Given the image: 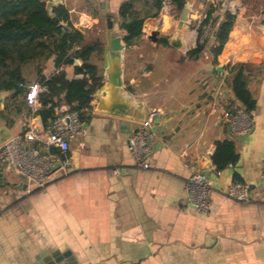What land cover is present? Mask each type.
Instances as JSON below:
<instances>
[{
  "label": "crops",
  "instance_id": "0c3cea01",
  "mask_svg": "<svg viewBox=\"0 0 264 264\" xmlns=\"http://www.w3.org/2000/svg\"><path fill=\"white\" fill-rule=\"evenodd\" d=\"M126 1L133 3L144 24L142 35L122 51L124 88L148 111H163L154 123L150 167L138 168L130 151L134 124L97 111L94 93L91 109L83 110L86 130L71 144L67 171L40 186L0 163V264H39L44 263L42 254L68 251L72 264H264V16H246L247 8H262L261 3L216 0L223 7L217 22L226 10L236 19L214 62L210 49L219 22L212 36H205L203 52L187 55L197 45L210 0H186L189 15L182 30L175 18L180 12L171 0H160V8L158 0H52V6L68 8L86 44H104L103 74L109 20L122 36L118 13ZM172 38L181 46H172ZM93 55L95 60L97 53ZM239 62L247 64L248 87L257 108L251 134L232 138L223 113L235 101L228 67ZM82 63L75 59L65 66L67 78L82 77L75 74V66ZM42 70L46 76L58 71L53 59ZM23 72L28 90L38 82L29 78L33 72L36 76L35 65L23 66ZM126 72H143L142 82L132 75L127 83ZM2 93L0 146L22 135L30 124L48 129L60 107L67 105L60 101L54 117L44 122L39 111L31 115L26 93L22 110L12 106L4 111L10 92ZM224 139L235 142L240 158L217 170L212 155L216 142ZM194 169L206 172L212 183L207 213L188 203L185 182ZM235 175L249 187L248 202L226 194Z\"/></svg>",
  "mask_w": 264,
  "mask_h": 264
},
{
  "label": "trees",
  "instance_id": "16d2710c",
  "mask_svg": "<svg viewBox=\"0 0 264 264\" xmlns=\"http://www.w3.org/2000/svg\"><path fill=\"white\" fill-rule=\"evenodd\" d=\"M158 1L160 8L161 1ZM171 3L181 12L186 0H171ZM213 10L212 6L207 10V17L198 28L197 45L188 52L189 57H196L205 49V40L201 41V38L204 36V25L210 22ZM118 14L124 43L131 46L142 35L144 19L135 12L131 1L123 2ZM235 19L236 14L226 10L214 32L215 43L210 49L214 62L229 39ZM217 20L218 17L212 25ZM84 41V34L74 27L64 4L49 8L45 0H0V93L10 92L4 111H9L12 106L22 110L28 83L23 66L32 63L38 82L46 88L40 93L39 114L43 121L54 117V107L60 101L79 112L84 119L83 110L91 109L93 95L104 80L103 68L98 64L102 61L104 44L99 40L91 44ZM94 53H97L95 60ZM49 59L54 60L58 71L46 76L42 66ZM75 59L83 61L81 66H75V74L82 77L69 79L64 67L73 65ZM228 68L234 102H239L245 111L253 112L257 108V101L248 87L247 64L239 62ZM239 158L240 154L232 139L216 142L212 161L217 170L235 165ZM235 176L239 181V176Z\"/></svg>",
  "mask_w": 264,
  "mask_h": 264
},
{
  "label": "built area",
  "instance_id": "2783aa9c",
  "mask_svg": "<svg viewBox=\"0 0 264 264\" xmlns=\"http://www.w3.org/2000/svg\"><path fill=\"white\" fill-rule=\"evenodd\" d=\"M43 87L36 82L25 94V102L36 115L41 107L40 93ZM163 116L161 109H151L143 121L137 125L129 137V148L138 168L148 169L149 159L154 152V123ZM232 138L247 137L254 129L253 112H247L239 102H234L223 113ZM86 121L79 112L69 105H62L52 119L48 129L30 124L20 136L8 139L0 146V163H7L16 173L29 182L44 186L59 172L67 171L71 164L69 150L73 141L84 134ZM38 143V144H37ZM264 179V174H263ZM188 203L201 213L210 208L213 187L206 172L192 170L185 182ZM228 197L241 202L250 200L249 187L241 181H233L227 186Z\"/></svg>",
  "mask_w": 264,
  "mask_h": 264
},
{
  "label": "water",
  "instance_id": "95a60500",
  "mask_svg": "<svg viewBox=\"0 0 264 264\" xmlns=\"http://www.w3.org/2000/svg\"><path fill=\"white\" fill-rule=\"evenodd\" d=\"M47 5L51 8L52 0H50ZM188 15L189 8L187 5H184L179 15L177 25L179 30H182L186 25ZM54 18L58 19L56 16H54ZM109 27V43L105 47L106 69L104 72V80L101 87L96 91V97L98 98L97 111L117 116L122 120H128L136 127L137 122L145 119L148 109L143 101L132 98L126 93L122 66V51L125 47V43L123 36L116 34L110 20ZM153 38L156 39L155 33ZM170 44L174 47L181 46V42L174 38L170 39ZM3 103L4 95L0 93V110L2 109ZM40 258L44 263L39 264H64L65 262L72 264L73 262L69 251L59 255L54 253L51 257H46L42 254Z\"/></svg>",
  "mask_w": 264,
  "mask_h": 264
},
{
  "label": "rangeland",
  "instance_id": "374dc122",
  "mask_svg": "<svg viewBox=\"0 0 264 264\" xmlns=\"http://www.w3.org/2000/svg\"><path fill=\"white\" fill-rule=\"evenodd\" d=\"M212 1H213V3L215 4H213L212 3ZM256 1V0H255ZM219 2L220 1H216V0H210V3L212 4H210V3H208V7L209 8H211V6L214 8V11H217V12H214L213 13V15L211 16V19L212 20H210V22L208 23V24H206V27L204 28V36L201 38V39H203V40H205L204 42L206 43L207 42V39L206 38H209V37H211L212 36V34H213V32H214V30H215V28H216V26H217V23L219 22H216L214 25H212L213 24V22H214V19L217 17L216 15L218 14V13H223V11H221V9H223V7H221V5H219ZM246 2L248 3V4H252L253 2H254V0H246ZM257 3H258V1H257ZM259 3H261V5H262V8H258V7H256V8H247V11H248V13L246 14V16L247 17H250V16H256V17H258L259 18V20H262V17L264 16V0H259ZM221 8V9H220ZM233 11H238V9L236 10V8L233 6V5H231V7H230ZM259 10H261V13H260V11ZM261 17V18H260ZM166 18V17H165ZM175 18L178 20L179 19V13H177L176 15H175ZM219 24V23H218ZM192 26H196V23L194 24L193 23V25ZM104 28V27H103ZM102 27H101V32H103L104 31V29H103ZM195 29V28H194ZM205 36H207L206 38H205ZM207 45V44H206ZM152 58H150V60H151ZM204 61H206V59L204 58ZM98 64H100V65H102V61H99L98 62ZM102 67V66H101ZM228 71H229V69H228ZM36 73V72H35ZM142 73L143 72H138V73H133V72H126V74H125V79H126V81H127V83L129 82L130 83V81H131V78H130V76H132V75H134L135 76V79H136V81L137 80H139L140 82H142V79H143V77H142ZM229 74H230V79H231V73H230V71H229ZM30 78V80H33L34 81V79H37V76H35V74H34V72H33V74H32V77H29ZM212 79H214L215 80V78H212ZM247 82L249 83V79H248V76H247ZM128 94H130V93H128ZM131 95V94H130ZM131 97V96H130Z\"/></svg>",
  "mask_w": 264,
  "mask_h": 264
}]
</instances>
